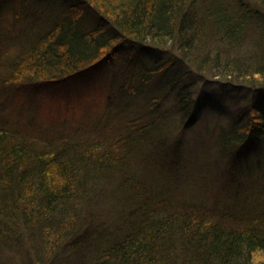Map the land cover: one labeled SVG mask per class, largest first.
Instances as JSON below:
<instances>
[{"label": "trees", "instance_id": "obj_1", "mask_svg": "<svg viewBox=\"0 0 264 264\" xmlns=\"http://www.w3.org/2000/svg\"><path fill=\"white\" fill-rule=\"evenodd\" d=\"M61 5L40 23L26 17L43 26L34 36L0 42V93L108 65L112 85L102 115L82 126L0 113V264H264V169L219 201L179 196L173 180L182 128L212 106L199 83L244 93L212 136L228 164L262 156L264 0ZM135 150L159 155L174 178L150 177Z\"/></svg>", "mask_w": 264, "mask_h": 264}, {"label": "rangeland", "instance_id": "obj_2", "mask_svg": "<svg viewBox=\"0 0 264 264\" xmlns=\"http://www.w3.org/2000/svg\"><path fill=\"white\" fill-rule=\"evenodd\" d=\"M61 4L64 5V0H3L0 6V42L16 46L15 41L20 37L34 36L43 26L32 24L28 21L31 18L26 17L35 15L40 23L43 18H52ZM120 51L119 57L124 58L127 55L126 50ZM114 70L115 67L108 65L95 71L96 74L90 77L81 76L82 78L65 79L56 83L25 84L14 87L15 89L7 88L0 93V113L14 119L32 118L37 126L49 130L85 125L84 123L102 115ZM197 91L198 96L212 106L201 112L198 121L182 128L179 143L182 161L176 177H173L174 171L167 172L166 164L163 166L159 162L161 160H156L159 156L157 154L147 160L146 152L135 150L133 158L136 166L140 161L145 164V169L152 175L150 177H158L162 181L166 175L171 180L174 178L175 185L183 193L179 196L190 197L195 194V198H200L203 194H209L208 201H219L220 197H226L224 188L228 189L231 182V187H234V181L243 186V179H249L248 175L258 177L264 169V150L261 157H254L249 162H236L230 166L223 152L217 149V142L212 136L218 124L225 123L226 116L236 112L246 102L242 98L244 93L237 87H222L214 82L199 83ZM164 102V105H169L170 98ZM176 128L177 124L174 125V132ZM155 162L160 163L158 167ZM149 163L153 165L150 167ZM108 243L110 239L105 245ZM67 252L68 250H63L60 256L63 257ZM25 256L22 258L26 264H36L35 257ZM62 259L65 263L66 259Z\"/></svg>", "mask_w": 264, "mask_h": 264}]
</instances>
